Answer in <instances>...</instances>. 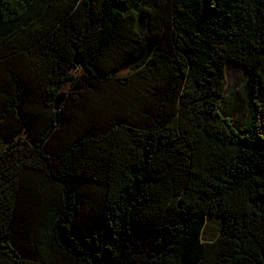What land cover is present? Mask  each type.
Listing matches in <instances>:
<instances>
[{
    "label": "trees",
    "instance_id": "trees-1",
    "mask_svg": "<svg viewBox=\"0 0 264 264\" xmlns=\"http://www.w3.org/2000/svg\"><path fill=\"white\" fill-rule=\"evenodd\" d=\"M259 87L264 0H0V264H264Z\"/></svg>",
    "mask_w": 264,
    "mask_h": 264
},
{
    "label": "rangeland",
    "instance_id": "rangeland-1",
    "mask_svg": "<svg viewBox=\"0 0 264 264\" xmlns=\"http://www.w3.org/2000/svg\"><path fill=\"white\" fill-rule=\"evenodd\" d=\"M150 1V0H147ZM129 68L122 70V73ZM248 74L246 69L235 62L229 61L225 64V90L220 103L221 112L230 119L232 124L240 129L248 115L247 87ZM257 101L261 105L260 117L262 128L264 129V89L257 90ZM219 218L207 216L205 226L202 231L203 240H212L218 231Z\"/></svg>",
    "mask_w": 264,
    "mask_h": 264
},
{
    "label": "water",
    "instance_id": "water-1",
    "mask_svg": "<svg viewBox=\"0 0 264 264\" xmlns=\"http://www.w3.org/2000/svg\"><path fill=\"white\" fill-rule=\"evenodd\" d=\"M65 97V94L62 92V93H59L55 99V108H58V106L60 105V103L63 101Z\"/></svg>",
    "mask_w": 264,
    "mask_h": 264
}]
</instances>
